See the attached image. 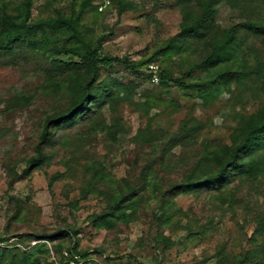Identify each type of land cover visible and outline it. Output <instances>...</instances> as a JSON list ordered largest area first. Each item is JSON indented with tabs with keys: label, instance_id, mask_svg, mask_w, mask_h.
I'll use <instances>...</instances> for the list:
<instances>
[{
	"label": "rangeland",
	"instance_id": "obj_1",
	"mask_svg": "<svg viewBox=\"0 0 264 264\" xmlns=\"http://www.w3.org/2000/svg\"><path fill=\"white\" fill-rule=\"evenodd\" d=\"M18 1L0 3L12 7ZM82 1L33 0L32 18L74 14ZM101 1L95 0L86 10L81 30L100 46L99 54L106 60L100 80L109 79L123 89L117 100L104 105L94 127L88 117L58 131L44 149V162L25 177L18 176L36 156L47 116L69 104L63 75L51 61L79 58L56 53L62 42L57 47L50 43L46 53L27 46L0 51V235L75 229L79 249L88 252L78 264H230L246 255L251 260L244 264H257L260 259L254 252L264 246V233H259L264 176L234 179L226 190L175 194L172 221L162 225L155 217L154 194L161 197L163 192L152 189L145 190L130 221L105 227L93 221L108 205L104 189L114 192L124 179L136 184L154 174L168 188L171 181L181 179L205 145L229 143L241 117L264 103L261 82L253 79L233 80L230 90L208 101L173 80H161L163 72L188 77L191 62L200 59L207 47L192 37L188 49L160 52L181 31L184 7L179 0H123V10L121 0H111L103 11ZM246 4L244 11L230 0H216L212 21L220 29L250 19L264 22V0ZM192 5L197 13L199 8ZM243 37L246 43L233 63L241 67L245 59L264 68V35L243 32ZM37 40L41 41L40 35ZM199 73H193L194 79ZM163 154L168 160L161 165ZM96 169L104 176L102 187L91 189ZM69 244L67 239L64 250ZM52 260L59 264L54 252Z\"/></svg>",
	"mask_w": 264,
	"mask_h": 264
},
{
	"label": "trees",
	"instance_id": "obj_2",
	"mask_svg": "<svg viewBox=\"0 0 264 264\" xmlns=\"http://www.w3.org/2000/svg\"><path fill=\"white\" fill-rule=\"evenodd\" d=\"M94 1H82L74 14H60L40 20L32 18L33 0H21L12 7L0 3V51L11 52L17 47L27 46L31 49H43L46 53L50 49V43L57 47L62 42L63 46L58 47L56 53L79 58V61L72 62L51 61L52 66L63 75L61 84L66 89L69 104L47 116L37 142L36 156L29 160L28 168L18 177H25L30 174L31 168L44 162V149L53 141L58 131L88 117L89 126L94 127L93 123L101 116L104 105L117 100L123 89L122 85L109 79L100 80V67L106 60L99 54L100 46H95L81 30L80 21ZM230 1L244 11L248 8L246 0ZM179 3H183L184 7L181 31L160 52L172 54L188 49L192 37L205 42L207 47L200 59L191 62L188 77L174 78L163 72L161 80H173L185 91L192 89L206 101L216 98L221 91L230 90L233 80L239 83H245L248 79L260 81L264 95V68L260 62L250 64L243 59L241 67H236L233 63L237 52L246 43L243 32L255 36L264 35V22L250 19L230 28L220 29L212 21L216 0H179ZM124 4L121 0V10L124 9ZM192 4L199 8L197 13H194ZM39 35L41 41L37 40ZM68 70L69 75L66 73ZM195 71L200 72L196 79L193 76ZM52 74L53 72L51 77L54 76ZM58 82L54 80V84ZM196 158L193 165L181 175V179L171 181L168 188L164 189L162 183L158 182L157 174H154L144 177L136 184L124 179L116 184L114 192L104 189L108 205L94 216L93 221L104 227L113 226L118 221H130L144 201L145 190L152 189V193L163 192L161 197L154 194L158 203L155 206V217L162 225L172 221L171 196L175 194L199 193L206 189L226 190L234 179L247 180L264 176V103L257 111L241 117L230 135L229 143L205 145ZM167 160V155L163 154L161 165ZM103 178L100 170L96 169L91 177L90 188L94 189L98 185L102 187ZM259 233H264V215L259 221ZM76 235L75 229H60L42 235L31 232L0 235V264H57L52 260V252L59 264H70L72 261L78 264L88 256V252L79 249V243L75 241ZM28 239H35L36 243L27 244ZM67 239L70 244L64 250L63 243ZM163 239L169 240L167 237ZM65 251L67 256H64ZM254 253L259 255L260 261H264V246ZM250 260V256L246 255L230 264H244Z\"/></svg>",
	"mask_w": 264,
	"mask_h": 264
},
{
	"label": "built area",
	"instance_id": "obj_3",
	"mask_svg": "<svg viewBox=\"0 0 264 264\" xmlns=\"http://www.w3.org/2000/svg\"><path fill=\"white\" fill-rule=\"evenodd\" d=\"M111 4V0H102L98 5L99 9L103 11L105 8H107Z\"/></svg>",
	"mask_w": 264,
	"mask_h": 264
}]
</instances>
